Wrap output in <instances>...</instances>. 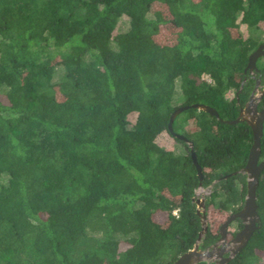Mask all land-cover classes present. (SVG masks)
I'll return each instance as SVG.
<instances>
[{"label":"trees","instance_id":"trees-1","mask_svg":"<svg viewBox=\"0 0 264 264\" xmlns=\"http://www.w3.org/2000/svg\"><path fill=\"white\" fill-rule=\"evenodd\" d=\"M262 23L264 0H0V264H174L203 231L197 190L213 186L207 219L241 211L254 134L226 122ZM257 206L227 264H264V171ZM207 225L202 251L221 238Z\"/></svg>","mask_w":264,"mask_h":264},{"label":"water","instance_id":"water-1","mask_svg":"<svg viewBox=\"0 0 264 264\" xmlns=\"http://www.w3.org/2000/svg\"><path fill=\"white\" fill-rule=\"evenodd\" d=\"M264 56V46H260V48L254 52L249 61L248 69L254 70L256 68L257 61L259 58ZM260 98L255 96V92L252 94L248 104L243 108L240 112V116L236 121H228V124H236L238 122L244 121L247 122L254 134V144L250 152L249 161L247 166L240 172L243 175L247 176L248 180V194L246 197V202L244 208L232 215L227 222H225L220 230L221 238L220 243H222V247L216 249L215 251L206 250L202 251L199 249V245L204 234L207 232V218H206V208L205 202L206 200H197L198 203V214L202 218L203 231L200 234L198 243L196 244L193 250L182 255L174 264H200L205 261L213 260L217 258V264H227L229 263L238 253H240L249 243L252 238L254 232L257 230V224L260 221L257 209V188L259 185V179L264 171V161L260 162L261 154H262V138L264 135V110H258V100ZM191 108L197 109L199 111H204L212 116L219 118L218 112L205 105H194ZM190 107H181L176 110L169 124V130L173 133V124L177 116H179L184 111L189 110ZM220 119V118H219ZM180 139L185 140L183 137L179 136ZM191 148L193 145L187 141ZM192 158L194 164L197 167L198 176L200 179H203V171L197 162V157L194 152H192ZM202 188V187H201ZM200 188V189H201ZM242 220L245 224L244 229L237 234V236L232 241L233 249L228 250L225 246L227 244L228 239V228L229 226L237 221ZM218 248V246H216ZM230 251L231 255L228 257H224L223 255Z\"/></svg>","mask_w":264,"mask_h":264},{"label":"rangeland","instance_id":"rangeland-1","mask_svg":"<svg viewBox=\"0 0 264 264\" xmlns=\"http://www.w3.org/2000/svg\"><path fill=\"white\" fill-rule=\"evenodd\" d=\"M261 29L264 32V23L261 24ZM169 32H170V30L169 31L164 30V33L162 35V40L170 42V33ZM236 33H239V31ZM240 33L243 34L245 37L248 36V30L246 29L245 26H242L240 28ZM263 35H264V33H263ZM206 79H208V78H206ZM159 142L163 147H165L167 149L174 150V151L178 150L179 146H178L177 142L172 137H170L168 134L163 135L160 138ZM212 189H213V186H211L209 188H201V189L197 190L196 195H197L198 200H204V199L206 200L211 195ZM158 218L160 221H164L163 216H158ZM229 218L230 217H228L227 214L222 213L218 210H215L214 208H210L208 210L207 222L212 226V228H217L219 226H222V224L225 223ZM233 227L234 226H232L231 229H233ZM126 247L127 246L125 244H122V246H121V248L123 250L126 249ZM217 260H218L217 258H214L213 260L205 261V262L207 264H212L213 262H215Z\"/></svg>","mask_w":264,"mask_h":264},{"label":"flooded vegetation","instance_id":"flooded-vegetation-1","mask_svg":"<svg viewBox=\"0 0 264 264\" xmlns=\"http://www.w3.org/2000/svg\"><path fill=\"white\" fill-rule=\"evenodd\" d=\"M261 46H264V44L261 45ZM259 48H260V47H259ZM259 48H258V49H259ZM262 58L264 59V56L261 57V59H262ZM259 62H260V58H259V60L257 61L256 68H255L254 70L248 69V66H247V69H246L245 72L248 73V74L250 75L251 78L255 79V86H254V90H253L252 94L255 92V96H257V97L260 98V99L258 100V110H259V111H262L264 108L260 109V105H261V102L264 101V76L261 75V73H260V69H259V67H258ZM260 64H262V63L260 62ZM252 94H251V96H252ZM251 96H250V98H251ZM249 100H250V99H249ZM248 102H249V101H248ZM247 104H248V103H247ZM247 104H246V105H247ZM246 105H245V106H246ZM244 108H245V107H244ZM243 208H244V207H243ZM239 212H240V211H239ZM233 215H234V214H233ZM230 217H231V216H230ZM239 220H240V219H239ZM241 223L243 224V228H242V229L239 228V226L237 225V224H239V223H237L236 221L233 222V223L229 226V228H228V239H227V244L225 245V246L227 247L228 250L233 249L232 241H233L234 238L237 236V234H238L239 232H241V231L244 229V227H245V224H244V222H243L242 220H241ZM232 226H234L233 229H231ZM216 246H218V248H217ZM220 247H222V243H220V240H219V242H217L215 245H213V247H211L209 250H211V251H215L216 249H219ZM230 253H231V252L228 251V252H226L223 256H224V257H228V256L231 255ZM217 262H218V261H215V262H213L212 264H217Z\"/></svg>","mask_w":264,"mask_h":264}]
</instances>
